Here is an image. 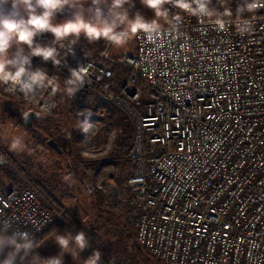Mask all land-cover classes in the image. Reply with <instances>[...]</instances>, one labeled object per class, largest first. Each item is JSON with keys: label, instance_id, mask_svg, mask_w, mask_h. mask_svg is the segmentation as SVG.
<instances>
[{"label": "built area", "instance_id": "1", "mask_svg": "<svg viewBox=\"0 0 264 264\" xmlns=\"http://www.w3.org/2000/svg\"><path fill=\"white\" fill-rule=\"evenodd\" d=\"M243 3L212 0L210 7L233 12L224 31L166 5L169 21L154 40L138 33L135 49L120 54L69 37L56 45L61 65L32 58V68L55 76L59 90L26 98L2 85L26 112L51 114L62 102L81 123H93L81 135L89 155L111 115L98 101L127 111L136 125L128 157L136 169L122 186H109L111 204L128 207L137 241L165 264H264V8L243 13L253 30L240 35L236 9ZM35 39L48 45L54 37ZM81 65L91 66L84 86L69 96L65 78ZM116 68L127 73L120 94ZM0 167L16 171L1 146ZM85 187L95 191L89 181ZM50 204L29 180L17 185L0 173V227L35 239L60 215ZM99 264L109 263L101 257Z\"/></svg>", "mask_w": 264, "mask_h": 264}, {"label": "clouds", "instance_id": "2", "mask_svg": "<svg viewBox=\"0 0 264 264\" xmlns=\"http://www.w3.org/2000/svg\"><path fill=\"white\" fill-rule=\"evenodd\" d=\"M9 2L11 9L5 10L4 6ZM88 2L89 0H0V85H6L9 91L22 93L26 98L44 88L59 90L60 84L55 76H49L43 68H32L33 57H40L44 62L51 61L59 66L61 60L58 58L56 45L63 47L62 42L69 37H74L75 43L81 35L89 42L103 39L117 48L123 47L141 32L152 41L159 34V18L168 16L166 5H172L201 20L208 19L219 31L226 29L225 18L233 16L230 7H224L222 12L210 7L212 0H142L155 13V18L151 20H147L139 12L130 17L126 5L130 6L132 0H90L89 7L85 9L84 4ZM65 7L74 10L71 18L62 23H53L55 15ZM260 8H264V0H244L236 9L235 24L240 35L253 30L252 20L244 17L243 13H255ZM175 20L178 22L180 17H175ZM45 32L53 35L52 43H37L35 38ZM14 45L16 51L10 53ZM90 67L81 65L70 69V76L64 81V90L69 96H74L84 86ZM93 128L94 124L87 120L80 125V130L86 135ZM9 149L16 153L28 150L24 137L12 135ZM28 151L31 154V150ZM83 155L88 157L89 153L86 151ZM49 238L54 239L61 251L57 256L42 258L35 253L38 242L30 233L10 231L7 226L0 227V256H3L0 264H21L22 260H27L28 264H63L65 253L71 254L75 259L90 246L89 237L84 231L75 234L66 231L61 234L56 229ZM30 257L34 258L29 259ZM101 257V252L95 250L83 264H99Z\"/></svg>", "mask_w": 264, "mask_h": 264}, {"label": "rangeland", "instance_id": "3", "mask_svg": "<svg viewBox=\"0 0 264 264\" xmlns=\"http://www.w3.org/2000/svg\"><path fill=\"white\" fill-rule=\"evenodd\" d=\"M89 4L90 0L88 3L84 4V8L87 9L89 7ZM126 7H128L129 9L130 17H133L137 12H139L147 20L155 18L154 11L146 7L142 3V0H132V4L130 6L126 5ZM4 9H11V2L5 5ZM73 11V9L65 7L63 11L55 15V17L53 18V23H62L65 20L71 18ZM22 14L26 16V13L22 12ZM85 14L87 15V13ZM168 21L169 16H167V18H159L158 22L160 25H164ZM79 41H81L85 45L92 47L93 50H100L98 47H95L97 44L96 42L98 41L89 42L83 35H81ZM106 43L108 46L107 49L117 54L123 53L125 51L134 50L136 47L135 36L132 37L126 45L119 48L112 46L108 42ZM15 51L16 46L14 45L13 48L10 50V53H14ZM64 105V103L60 102L59 108L53 113L47 115L44 114V116L40 119H33L31 125L32 130L30 131L24 125V115L27 113L25 103H23L17 97L7 93L5 88L0 85V146L2 148L9 149L10 137L12 135L23 136L24 141L27 145V149L31 150V154H29L28 150L22 153L10 151L12 155L16 158L18 163L22 167H25L26 170L29 171V173L31 174L30 176H28L22 170L18 169V167L13 163L15 170L18 172L12 169L11 170L17 174L20 182L19 185H24L25 180L27 179L38 188V186L34 183L33 178L38 179L41 183L46 185V187L51 193L55 194L60 199L62 205L64 206L63 208L58 207L52 201L48 200V198H46L38 188L43 201L46 203H51L50 205L53 207V209H55V211H57L58 213L60 212L58 219L52 224H67V226L72 228V231L77 233V229L72 224L66 213L69 210L71 211V213H75L77 218H79L82 223L86 226L91 227V225H95L96 227H100L102 238L105 240L110 251L115 256L117 255L118 257L123 258V246L126 245V242L120 240L121 235L118 232H125L126 228L124 223H128L131 226L132 232L135 237L136 234L133 230L132 218L128 207H114L111 204L112 198L109 186L123 185V183L121 184L120 181H118L117 179L123 177L129 171V168L127 166H122L125 164L126 161H128V158H121L117 153H115L114 139L116 133L114 127L112 126V124H110L108 119V123L100 129V133L96 137L98 143L96 151L93 155H89L88 157H86L93 159L96 158L100 153H104L108 157L106 159L112 160L113 158V161H120V165L109 166L106 170L107 175L101 174L98 179V183H100L101 185H103L104 181H106V191L109 197L106 201H104L102 205H99L97 198L93 196V193H90L85 187V182H90L91 180L88 178L83 179L80 173L72 171V166L74 165L75 157L68 152H62L59 154L54 152L49 147L42 145L38 141V137L35 136L36 133L38 136L46 139L48 138L49 140L50 133L54 131L53 125H58L65 128L66 142H70L72 140L75 128L79 127L80 129L82 120L73 115V113L69 109H66ZM69 131H71L72 134L71 138L67 137V133ZM81 135L79 137L77 145L80 154L83 155L84 151L81 145ZM109 142L112 143L111 148L110 150L105 151L106 145ZM0 173L4 175L3 172L0 171ZM112 173L115 175V177L105 179V177ZM65 177H68V179H65ZM111 209H114L115 211H112ZM105 216H107L110 220L107 219V217ZM118 221H121L123 223L117 224ZM109 222L112 224H110L112 227L109 226ZM2 258L3 256H0V259Z\"/></svg>", "mask_w": 264, "mask_h": 264}, {"label": "trees", "instance_id": "4", "mask_svg": "<svg viewBox=\"0 0 264 264\" xmlns=\"http://www.w3.org/2000/svg\"><path fill=\"white\" fill-rule=\"evenodd\" d=\"M96 48L99 49H105L108 48L107 43L105 40H99L96 42ZM127 80V73L126 71L116 68L114 69V91L118 94H120V87L126 82ZM102 105L106 110L111 112V115L109 117V122L112 124V126L115 129V139H114V147H115V153L119 155V157H129L131 150L133 149L134 140L136 137V125L135 121L132 119V117L125 111L122 107L104 102V101H98L97 106ZM40 119V118H38ZM81 120V118H80ZM25 127L32 130V126L24 123ZM54 131L50 133L49 138H54L60 147L63 150V153L68 152L71 153L75 157L74 165L72 166L73 172H78L81 174L83 179L88 178L90 179V183H92L95 187V191L93 192V196L97 198L98 204L102 205L104 201H106L109 197L107 195L106 191V181H104L103 185L98 183V179L100 175H107L106 170L111 165H120V161H113L108 158L106 154L100 153L96 158H86L83 155L80 154L79 148H78V140L81 135V131L78 128H75L73 138L70 142H66L65 139V128L62 126H55ZM35 136L38 137V141L46 146L52 149L48 144V138H42L38 136L35 133ZM2 150L10 157V159L13 161V163L18 167V169L22 170L24 173H26L28 176L31 174L29 171L26 170L25 167H22L16 158L12 155L10 150L8 148H2ZM53 150V149H52ZM54 152L58 153L57 151L53 150ZM59 154V153H58ZM128 161L125 162L122 166H127L129 168V171L127 174H125L123 177H120L117 179L120 181V183L124 184L127 182L128 178L132 176L135 172L136 166L133 164L132 159L128 158ZM0 171L4 173V175L12 182L13 184L19 185V179L17 174L12 171L11 169L7 167H0ZM111 177H115V175L109 174L105 179H109ZM34 183L38 186L42 194L48 198V200L52 201L54 204H56L58 207L63 208L62 202L60 199L53 193H51L46 185L41 183L38 179L33 178ZM119 183V184H120ZM118 184V183H117ZM112 211H115L114 209H111ZM70 221L75 226L77 231H84L90 240V246L85 249V252L88 256H90L93 251L99 250L102 254V258L106 260L109 264H165L159 260H157L151 253H149L146 248L140 244L137 241V238L132 232L131 226L128 223H124L126 231L122 232L119 231L118 233L121 235L120 240L125 241L126 245L123 246V258L115 256L109 249L108 245L106 244L105 240L102 238V233L100 231V227H96L95 225H91V227L86 226L82 223V221L77 218L75 213H71V211L66 212ZM107 217V216H105ZM107 219H109L107 217ZM110 220V219H109ZM123 223L121 221H118L117 224ZM110 227H112L111 223H108ZM111 224V225H110ZM117 226V225H115ZM62 227L67 231L72 232L75 234L76 232L72 231L71 227L67 226V224H60L55 223L51 224L48 228L44 229L41 233H39L36 236V241L39 242L46 236H48L50 233H52L56 228ZM116 243V242H115ZM114 243V244H115ZM115 252V251H114ZM117 252V251H116ZM30 257L29 259H31ZM23 264H28L27 260L21 261Z\"/></svg>", "mask_w": 264, "mask_h": 264}, {"label": "crops", "instance_id": "5", "mask_svg": "<svg viewBox=\"0 0 264 264\" xmlns=\"http://www.w3.org/2000/svg\"><path fill=\"white\" fill-rule=\"evenodd\" d=\"M57 230L61 234L66 232L62 228H57ZM55 231L56 229L52 233H50L48 236L43 238V240L38 242V248L35 249V251L39 256H42V258H50V257L57 256L61 251L60 247L54 241V239L49 238L50 236L54 234ZM87 258L88 256L86 255L84 251L80 253V257L75 258V259L72 257L71 254L65 253L63 257V264H83L84 260Z\"/></svg>", "mask_w": 264, "mask_h": 264}, {"label": "water", "instance_id": "6", "mask_svg": "<svg viewBox=\"0 0 264 264\" xmlns=\"http://www.w3.org/2000/svg\"><path fill=\"white\" fill-rule=\"evenodd\" d=\"M27 116L24 115V121L26 124L28 125H32V120L35 119V118H42L44 115L41 114V113H37L35 111H28L27 113ZM47 144L55 151H57L58 153H62L63 150L62 148L60 147V145L58 144V142L54 139V138H50L48 141H47Z\"/></svg>", "mask_w": 264, "mask_h": 264}]
</instances>
